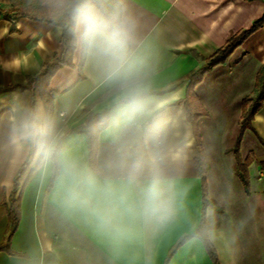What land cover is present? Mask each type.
<instances>
[{
  "label": "crops",
  "instance_id": "crops-1",
  "mask_svg": "<svg viewBox=\"0 0 264 264\" xmlns=\"http://www.w3.org/2000/svg\"><path fill=\"white\" fill-rule=\"evenodd\" d=\"M124 2L156 67L154 92L164 102L159 122L170 168L184 194L180 218L151 242V252L143 244L112 250L88 223L54 204L38 157L28 152L17 158L8 146V114L21 99L38 104L67 129L69 144L89 159L84 127L90 118L92 161L102 163L111 150L109 101L76 45L71 65L59 68L46 85L37 83L34 77L41 65L62 54V28L33 19L38 8L31 0H0V246L5 245L0 264H264V97L242 131L238 161L234 154L243 100L255 96L257 74L264 65V25L199 83L189 87L185 79L232 35L261 18L264 0ZM222 88L227 95L230 88L228 103L233 105H221ZM218 94L220 110L212 105ZM217 111L224 112L223 119L234 118L235 128L206 127L202 121ZM201 112L206 115L197 117ZM200 152L207 167L205 206L196 167ZM27 158L29 167L15 186ZM238 163L247 166V188L236 173ZM14 205L19 219L6 241ZM203 212L204 228L214 226L223 237L216 243L207 242L202 232L195 234ZM185 235L190 237L174 247Z\"/></svg>",
  "mask_w": 264,
  "mask_h": 264
},
{
  "label": "clouds",
  "instance_id": "clouds-1",
  "mask_svg": "<svg viewBox=\"0 0 264 264\" xmlns=\"http://www.w3.org/2000/svg\"><path fill=\"white\" fill-rule=\"evenodd\" d=\"M67 27L95 70L109 101L111 150L93 162L68 142L67 129L38 105L18 100L7 116L6 141L15 156L34 152L54 204L88 223L112 250L162 236L180 218L183 191L170 168L155 95L156 67L124 0H31ZM202 237L223 239L214 226Z\"/></svg>",
  "mask_w": 264,
  "mask_h": 264
},
{
  "label": "trees",
  "instance_id": "trees-1",
  "mask_svg": "<svg viewBox=\"0 0 264 264\" xmlns=\"http://www.w3.org/2000/svg\"><path fill=\"white\" fill-rule=\"evenodd\" d=\"M21 14L22 13H20V15ZM32 18L36 19V20H40V21L49 22L53 25H56V26H59L62 28L61 42L63 44V51H62L61 56L53 58V60H51L50 62H44L41 65L39 73L34 77V79L37 83L42 84V85H46L48 83V81L50 80V78L56 73V71L59 68L65 66V65H71V57H72V54H73V51L75 48V43H74L72 37L70 36L67 27L62 26V25L57 24V23H54L46 15L42 14V12L39 9L37 11V14L32 15ZM263 25H264V12H263V15L261 16V18H259L258 20H255L252 23V25L249 29L240 30L239 32L232 35L222 47L217 49L216 52L213 55H211L209 58L205 59L204 65L201 68L194 70V71L190 72L187 76H185V79L190 81L189 87L199 83L202 80L203 76L206 73L210 72L215 67L225 64L227 62L228 58L230 57V55L233 53V51L236 48H238L251 33H253L257 29L261 28ZM256 88H257V92H256L255 96H253V97L248 96L243 100L244 113H243L242 126H241L242 129H241V133H240V135L236 141L235 149H234V154H235L237 161H238V148H239V145L241 142L242 131L245 129L246 123H248L251 120L254 111L259 107L260 101L264 97V65L260 68V70L257 74ZM202 115H206V112L198 113L196 116L198 117V116H202ZM90 121H91L90 118H88L86 123H85L86 125L84 127V130L87 132V139H88V144H89V157L92 160L95 151L93 150V145L91 143L93 135L91 134V130L88 129L91 127ZM106 125H107V121H105L101 127H105ZM196 137H197V145L200 146V135L198 134V132H196ZM25 165H26V162L21 167L18 175L15 177V186L17 185L18 179H19L20 175L22 174L23 167ZM196 167H197V175L201 179L202 197H203V201L205 202L204 203V206H205L206 202H207V199H206V192H207V190H206V171H207V167H206V162H205L204 157H203L201 152H200V155L198 156V158L196 159ZM237 172L240 175L244 186L247 188L248 187L247 166H245V165L242 166L238 163ZM12 201L14 202V200H12ZM14 206H11V210H10L11 223H10L9 230L7 231V234H6V241H9L11 235L15 231V229L17 227L18 219H19L18 213L16 212V208L18 206L17 205L15 207ZM204 225H205V218H204V212H203L200 224H199L198 229L195 232V234H197L198 232H202L204 229ZM189 237L190 236H188V235L183 236L175 244L174 247H177L178 245L182 244L183 241ZM4 246L5 245L0 246V250L5 248ZM209 253H210L211 257L213 259H215L214 253L212 252V250L210 248H209ZM215 264H217L216 261H215Z\"/></svg>",
  "mask_w": 264,
  "mask_h": 264
},
{
  "label": "rangeland",
  "instance_id": "rangeland-1",
  "mask_svg": "<svg viewBox=\"0 0 264 264\" xmlns=\"http://www.w3.org/2000/svg\"><path fill=\"white\" fill-rule=\"evenodd\" d=\"M213 90H211V91H213ZM220 92H221L220 96H222V104L220 103L221 101L219 100L220 99L219 94H218V96L215 99H213V102H212V105L215 106L217 108V110H220V104L222 106H226V107L229 104H232V103H228L231 100V98H232V95L230 94V88H229V93H228L229 95H227V89H225V88H222V90H220ZM217 93H219V92L217 91ZM193 111H191L192 112V116L195 117V113H194L195 111L194 112ZM222 114H224V112H220V111H217L215 113L213 112V113H211V116L208 119H205L202 122L206 125V127L209 126L210 128H212V127L214 129L216 128L217 131L219 129H221V128H224V127H228L230 129L235 128L236 120H234V118L231 119V117H229V116H228L229 117L228 119H223L222 118L223 117ZM228 134H229V132H228ZM26 160H27L26 161V165L23 167L24 172L29 167V163H28L29 158H27ZM236 173H238L237 170H236Z\"/></svg>",
  "mask_w": 264,
  "mask_h": 264
}]
</instances>
